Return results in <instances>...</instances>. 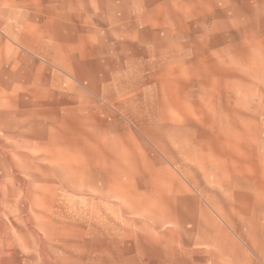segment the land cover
Instances as JSON below:
<instances>
[{
    "label": "rangeland",
    "instance_id": "obj_1",
    "mask_svg": "<svg viewBox=\"0 0 264 264\" xmlns=\"http://www.w3.org/2000/svg\"><path fill=\"white\" fill-rule=\"evenodd\" d=\"M0 119V264H264V0H0Z\"/></svg>",
    "mask_w": 264,
    "mask_h": 264
},
{
    "label": "bare ground",
    "instance_id": "obj_2",
    "mask_svg": "<svg viewBox=\"0 0 264 264\" xmlns=\"http://www.w3.org/2000/svg\"><path fill=\"white\" fill-rule=\"evenodd\" d=\"M254 48H255V46H254ZM253 48V49H254ZM257 49V48H256ZM254 51V50H253ZM252 51V52H253ZM254 53V52H253ZM252 53V54H253ZM252 56V55H251ZM2 113V112H1ZM3 114H5L4 112H3ZM6 115V114H5ZM0 121H1V119H0ZM103 127V126H102ZM111 129H109V127H108V130H106V132L104 133V134H107V133H109V131H110ZM103 134V138L105 139V140H108V137H107V135H104ZM199 161H202L203 159H198ZM206 160V159H205ZM224 162H226L224 165H225V167H227V165H228V168L229 167H231V168H233V169H236L237 168V166L235 165V164H233V163H231V162H228L227 160H223ZM234 162V161H233ZM227 171V170H226ZM226 173H228V172H226ZM229 175H224L223 174V178H227ZM196 186L198 185L197 183L195 184ZM197 188H198V190H200L199 188V186H197ZM201 193L203 194V191H201ZM194 199H195V207H190V205H188L187 204V201L186 200H184L183 202H181L180 203V206H181V208H182V211L183 212H186V215L185 216H183V218H182V223L183 222H186V221H188V220H193V221H195V223L197 224V226L198 227H200V229H202L203 228V225H205V224H207L208 223V221H210V220H214L213 218H212V216L209 214V210L207 209V208H205V206H202V204H200L199 203V200L196 198V197H194ZM209 202H208V204L209 205H211V203H214L215 204V200L212 198L211 200H208ZM198 220H199V222H198ZM184 224V223H183ZM202 227V228H201Z\"/></svg>",
    "mask_w": 264,
    "mask_h": 264
}]
</instances>
